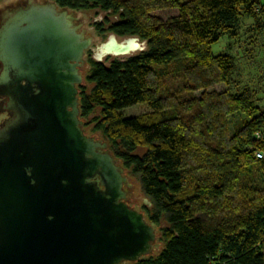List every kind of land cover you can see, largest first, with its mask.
I'll return each instance as SVG.
<instances>
[{
	"label": "trees",
	"instance_id": "16d2710c",
	"mask_svg": "<svg viewBox=\"0 0 264 264\" xmlns=\"http://www.w3.org/2000/svg\"><path fill=\"white\" fill-rule=\"evenodd\" d=\"M55 1L111 8L107 30L146 41L134 54L89 59L77 85L82 127L101 134L151 202L143 215L160 246L126 264H264V54L247 52L259 78L245 84L232 77L238 57L211 49L237 37L243 18L262 34L264 0ZM165 10L176 13L157 15ZM134 104L147 111H119Z\"/></svg>",
	"mask_w": 264,
	"mask_h": 264
},
{
	"label": "water",
	"instance_id": "95a60500",
	"mask_svg": "<svg viewBox=\"0 0 264 264\" xmlns=\"http://www.w3.org/2000/svg\"><path fill=\"white\" fill-rule=\"evenodd\" d=\"M54 2L0 21V264H123L160 243L107 142L79 118L77 85L90 40ZM90 29V28H88ZM143 49L137 36L102 42L96 59ZM2 101V100H1ZM147 206L151 202L143 198Z\"/></svg>",
	"mask_w": 264,
	"mask_h": 264
},
{
	"label": "rangeland",
	"instance_id": "374dc122",
	"mask_svg": "<svg viewBox=\"0 0 264 264\" xmlns=\"http://www.w3.org/2000/svg\"><path fill=\"white\" fill-rule=\"evenodd\" d=\"M24 0H0V11L8 8L12 5H16L20 2H22ZM68 13L72 14L73 16H75L74 19H72V23L74 25H79L77 26V31L81 32V29H83L86 25V28L83 30L85 32L84 37H96L95 40H90V46L95 48L98 45H100L101 42L106 41V39L110 36V34H114L117 41H121L127 37H129L128 35H117L109 30H107L106 28H108L107 26L114 20L117 19V14L115 13H110V12H103L100 10H68ZM176 12L175 10H165V11H159L157 12V15L162 17V18H166L169 16L174 15ZM252 23L251 19L249 18H243L241 19L240 22V29H239V35L235 38H230L228 35H224L222 36L218 42L212 44L211 49L213 51V53H218V52H230L232 54H234L236 57H238L239 59V63L237 64V71L235 74H233L232 77H234L235 80H241V83H256L255 80L259 77H257V73L255 74V71L257 70V67L255 65V63H249L247 62L245 56L247 57V55H255L252 59H254V61H261L262 60V55L264 54V32L262 34H252L251 35V31L247 30V27L249 26V24ZM101 27V28H100ZM90 28V29H88ZM104 29V30H103ZM252 40V43H250L249 41ZM138 42L140 44H142L143 48L146 45V41L142 40L140 38H138ZM255 45L253 48L252 46ZM249 49V50H248ZM255 49V50H253ZM139 50H135L130 54H134ZM248 52V54H247ZM246 53V55H245ZM253 53V54H252ZM129 55V54H128ZM127 55H116V56H112V58L117 57V58H121ZM105 60V59H104ZM103 60V61H104ZM89 61V60H88ZM89 69V63H84L83 66H81L80 71L83 75V77L85 78V75L87 74ZM252 81V82H251ZM83 83V82H82ZM217 90H222L224 89V85L220 84L217 85L215 87ZM260 97H262V103H264V93L263 92H259L258 94ZM257 95V96H258ZM2 100V99H1ZM0 100V107L2 106ZM124 116H131V115H138L141 113H144L147 111V108L145 105L143 104H134L131 106H127L124 107L122 109L119 110ZM98 111L96 110L94 112V114H97ZM6 111L5 110H0V124L2 123V121L6 118ZM92 117V115L90 116ZM87 118H83L82 121L86 122ZM85 133L89 136H94L97 138H101L102 136L99 132H94L91 129V125H87L84 127ZM125 174L129 177V182L130 183H136L138 188L133 187L131 188V194L133 196H136L138 198V206L134 205V203L128 201V203L130 204V206H132L133 208L144 212L142 205L143 203V198L144 195L140 189V185L138 180L136 179V177L132 176L128 170H124ZM127 262H124V264H126Z\"/></svg>",
	"mask_w": 264,
	"mask_h": 264
},
{
	"label": "flooded vegetation",
	"instance_id": "af4514ba",
	"mask_svg": "<svg viewBox=\"0 0 264 264\" xmlns=\"http://www.w3.org/2000/svg\"><path fill=\"white\" fill-rule=\"evenodd\" d=\"M46 1H51V2H54L55 6H56V9L57 10H62V9H65V10H100V11H103V12H112L113 10L111 8H108V9H102L100 8L99 6H91V7H68V6H61L59 5L55 0H24L16 5H12L8 8H5L3 10L0 11V21L2 20V18L7 15L8 13H11L12 11H14L15 9H17L18 7H25L27 6V4L29 2H33V3H39V4H43L45 3ZM109 27V25L107 26ZM108 40V38L106 39V41ZM105 42V41H104ZM102 43V42H101ZM100 43V44H101ZM99 46V45H98ZM98 46L93 48L91 46H89L88 48H86L84 50V55H83V59H84V63H89L88 60L93 58V59H96V51L98 50ZM112 56H116V55H113V54H107V55H104L100 61H103L104 59L105 60H111L112 59ZM97 60V59H96ZM99 61V60H98ZM84 65V64H83ZM2 99L1 103H2V107L5 105V101L3 100L2 97H0V100ZM4 110V109H3ZM6 111V110H5ZM6 117L8 116V111H6ZM126 201H127V198H126ZM128 202V201H127Z\"/></svg>",
	"mask_w": 264,
	"mask_h": 264
},
{
	"label": "built area",
	"instance_id": "2783aa9c",
	"mask_svg": "<svg viewBox=\"0 0 264 264\" xmlns=\"http://www.w3.org/2000/svg\"><path fill=\"white\" fill-rule=\"evenodd\" d=\"M256 156H257V157H262V153L259 152V151H256Z\"/></svg>",
	"mask_w": 264,
	"mask_h": 264
}]
</instances>
